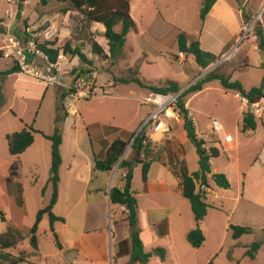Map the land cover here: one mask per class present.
<instances>
[{
	"label": "rangeland",
	"instance_id": "374dc122",
	"mask_svg": "<svg viewBox=\"0 0 264 264\" xmlns=\"http://www.w3.org/2000/svg\"><path fill=\"white\" fill-rule=\"evenodd\" d=\"M39 9L43 8L39 6L38 0H0V20L8 32L15 26L19 37L24 32H29V42H54V48L62 56L57 61L62 70V84L66 86L72 82L67 83L66 77L71 78L72 68L80 64L78 56L62 54L65 42L70 40L72 46H78L92 62V76L102 89H97V95L91 99L72 104V99L65 98L61 103L62 164L59 169L58 199L52 213L64 222L55 224L56 241L49 229L47 216L43 217L36 233L40 255L32 256L33 251L28 243L29 231L37 211L48 205L53 191L48 183L51 142L43 134L52 135L57 116L56 104L60 92L66 88L46 86L25 74L19 81L17 76H8L3 81L0 100V212L5 219L0 217V233L12 227L25 237L18 246L5 252L12 256L21 253L29 256V263L24 264H87L84 260L87 257L86 247L91 243L97 261L104 259L107 264H130L129 257L117 258L115 245L126 210L110 206L107 198L112 187L125 186L124 171L118 169V163L124 158L132 159V141L128 142L124 155L112 172L94 170L91 165L95 161L104 160L106 146L110 141L117 137L128 140V132H135L136 135L141 130L151 143L150 156L158 161L164 160L177 175L184 167L190 173L197 171L198 155L189 141L184 144L182 151L179 150L177 157L168 142L164 145L158 143L160 145L152 149V134L155 137L161 135L160 131H153L146 123V116L152 113L154 107L128 91L133 89L147 96L150 92L140 89L136 84L118 83L114 88H107V82H113L115 77H135L148 85L160 87L166 84L167 80L163 79L170 67L183 73L186 71L189 77L190 84L184 86L186 84L181 82L178 93L213 69L227 77L232 75L231 72L236 75L246 70L242 77L248 85L256 83L260 71L257 67H244L242 56L247 55L250 63L256 64L260 53L251 43L249 35L250 44L236 49L231 57L225 60L222 59L223 56L218 57V61L206 69L196 70L190 67L184 70L187 61L184 53H175L178 50L176 37L178 32L188 38L196 37L200 29L198 2L131 0L130 16L141 35L137 37L135 32H130L126 36L122 57L115 61L113 70H110V58L97 56L92 52L94 41L109 56L102 24L87 25L68 3L49 2L43 16L39 14ZM61 9L68 11L63 13ZM18 13L20 18L16 20ZM257 16L259 21L253 25L252 32L259 25L258 22L264 28V0L254 18ZM118 30L116 26L114 31ZM4 40V35H0V50L6 44ZM142 41L143 45L140 44ZM158 49H164V52H159ZM188 58L193 62L192 55H188ZM106 60L107 64L104 63ZM13 63L10 58H0V71L6 70ZM226 67L232 71L228 72ZM102 90L106 92L102 93ZM16 92L22 95L17 96ZM69 108H74L80 117L77 129ZM186 108L197 135L205 142L206 150L216 148L220 137L224 142L226 134L233 139L240 138L238 147L234 143L230 147L220 144V155L211 160V169L223 174L230 188H219L208 177L212 191L207 195L206 203L209 208L199 223L204 243L195 249L186 241L187 232L194 229L196 224L189 203L182 197L176 184L179 178L174 177L166 165L157 162L150 168L147 181L143 182L141 165L136 164L132 169L130 191L142 196L139 201L141 210L150 207L154 209L151 212H141L142 220L144 224L150 221L158 223L157 231L167 230L168 238L163 243L174 254H168L162 247L167 264H206L209 261L215 264H264V118H254L255 132L250 137H239V128L246 110H242V102L234 97V93L223 90L217 81L207 83L201 92L191 95ZM161 119L165 120L163 117ZM169 120L176 122L174 118ZM213 120L219 121L222 132H212ZM29 125L37 132L33 134L34 143L21 155H10L6 136ZM166 156H170V159ZM13 164L17 165V174L7 183L9 167ZM10 198L15 199V204ZM18 199H22V205L19 206L21 208L16 202ZM230 225L249 227L253 231L235 240L228 229ZM153 233L155 232L152 230L146 232V235L151 237ZM254 243L263 245L254 259L245 257L246 247ZM227 254L232 256V261L227 259ZM0 264L4 263L0 261Z\"/></svg>",
	"mask_w": 264,
	"mask_h": 264
},
{
	"label": "trees",
	"instance_id": "16d2710c",
	"mask_svg": "<svg viewBox=\"0 0 264 264\" xmlns=\"http://www.w3.org/2000/svg\"><path fill=\"white\" fill-rule=\"evenodd\" d=\"M23 0H20L22 2ZM62 2L68 3L76 12H78L83 21L87 25L102 24L104 26V37L107 40L109 49V56H107L96 43L92 42V52L97 56L104 58H110V64L113 65L115 61L122 57V50L126 42V36L130 32L137 33L135 23L130 16V1L131 0H38L39 6L43 9L39 11L40 15H44L45 7L49 2ZM217 0H202L201 8L199 11L200 21H204L206 15L211 10L212 6ZM63 13L68 10L61 9ZM243 17L246 15L243 13ZM118 26V31H114V28ZM253 34L257 37L258 49L262 52L264 49V34L261 27L258 25L254 28ZM0 35H10L23 43H26L31 38L29 32H24L23 36L18 35L17 29H11L8 32L3 21L0 20ZM177 49L180 53L192 55L194 57L195 64L201 69H206L211 64L218 61V57L204 52L199 47L197 40H190L185 34L178 32L176 37ZM37 50L46 55L50 62L55 63L59 57V50L54 48V42L45 41L43 43H36ZM63 55H70L71 57L78 56L80 64L73 67L71 75L72 82L77 79L81 74L92 75V62L82 53L78 46H72L71 41L65 42L62 48ZM0 58L3 57V52L0 51ZM15 73H21L19 67L14 62L12 66L4 71H0V100L2 99V83L10 75ZM212 81H217L222 89L226 91H232L239 94L241 97L248 101V105L257 102L264 94V77L257 87H252L245 91L242 85L237 81H230L229 78L218 73L215 69L208 72L205 76L196 80L187 89H185L176 99L177 112L176 116L183 121V129L186 132L188 141L194 145L196 153L198 155V170L195 172H188L184 167L180 174H176L179 178L178 186L180 188L181 195L189 203L190 210L193 215L196 227L190 230L186 234L187 243L195 249L200 248L204 243V236L199 228V223L204 219L209 208L206 203L207 189L210 188L208 184V177H210L215 186L228 190L230 185L223 174L213 173L211 169L210 161L213 158H217L220 152L217 148L211 147L206 150L204 147V140H202L196 133L193 120L190 118L186 104L191 95L199 93L203 90L204 86ZM115 83H135L140 88L147 89L153 93H159L163 95L177 94L180 91V85L177 82L167 80L164 86H152L147 85L144 82L138 80L135 77L132 78H119L114 79ZM70 91L63 90L60 92L59 101L56 104V118L54 121V131L52 135L43 136L51 142L50 154H51V167L50 177L48 183L52 186V196L47 206L37 211L34 222L29 231L28 243L32 249V256H39L38 241L36 233L39 228V224L44 216H47L49 221V229L52 232L56 241H58L55 234V224L57 222H64L60 217L55 216L52 213L53 206L58 199V182H59V169L62 164L60 147L62 145V121L60 114L62 111V101L67 98ZM255 129L254 116L247 111L243 115L242 131L248 132ZM34 133H37L32 125L22 129L20 132H14L6 136L8 152L12 156L21 155L26 151L34 142ZM129 143L122 141L119 138L114 139L109 145L104 160L95 161L94 170L102 172H112L114 166L119 162L120 158L124 155ZM151 143L146 138L145 134L138 132L131 144L132 159H122L118 163V169L123 170V179L125 186L123 188L112 187L109 192V204L112 207H123L126 210L125 217L123 219L128 227V237L116 244V256L117 258L128 256L130 264H148L153 256H157L160 261L165 259V250L161 247L154 248L151 252H145L143 248V241L141 238V230L138 227V201L134 196V193L130 191V182L132 179V169L134 165H141L142 181L146 182L149 170L153 163L158 162L154 157L150 156ZM17 174V165L13 164L9 167V176L6 178V182L12 181V178ZM175 174V173H174ZM45 189V188H44ZM43 189V191H44ZM10 201L15 204V199L10 198ZM18 207L22 205V199L16 200ZM21 208V207H19ZM0 217L5 218L0 212ZM231 231L233 239H239L243 235L252 233V229L249 227L233 226L228 228ZM25 237L16 229L8 227L3 233H0V261L4 264H24L29 263V256L21 253L17 256H12L5 251L10 250L18 246ZM57 245L59 246L58 242ZM262 243H254L246 247L244 253L245 257L254 259L257 252L261 249ZM228 260H233L231 255L227 254ZM206 264H215L213 261H209Z\"/></svg>",
	"mask_w": 264,
	"mask_h": 264
},
{
	"label": "crops",
	"instance_id": "0c3cea01",
	"mask_svg": "<svg viewBox=\"0 0 264 264\" xmlns=\"http://www.w3.org/2000/svg\"><path fill=\"white\" fill-rule=\"evenodd\" d=\"M195 1H196V3L198 2L199 11H200L202 0H195ZM262 1L263 0H217L214 3V5L212 6V8L209 11V13L206 15L204 21H202V22L200 21V29L197 32L196 37H194V38L192 37V38H189V39L190 40H197L199 42L200 49L202 51H204V52L210 53V54H212V55H214L216 57H221V56H224V55H226V54L231 52L232 54L229 56V57H231L233 54H235L236 49L239 50V48H241L243 46L245 47V46L250 44V42L248 41L249 40V38H248L249 36L244 41H242L240 43H239V39H240V36H241V33H242L244 27H246L250 23L252 18H254V14H255L256 11H258L259 5H260V3ZM243 13L246 15V17H243ZM161 23L164 24L163 21H161ZM258 23H259V26L261 27V29L263 31V34H264L263 26H261L260 22H258ZM135 26H136V24H135ZM136 29H137L136 35L138 37L141 34L138 33L137 26H136ZM252 35H250V38H251V41H252L251 43H253L255 45V49L257 51H259V53H260L259 61L256 64L250 63L248 56L245 55V54H243L242 60H243V66L244 67H253V68L257 67L258 70L260 71V76H259V79L256 81V83H252V84H248L247 85V83L245 82L244 78L242 77V74L246 70H242L241 73H237L235 75V72H231L232 70H229L228 67H226V70H229L228 72H231L232 75H229L228 77L225 76V77L229 78L230 81H232V82H234V81L239 82L242 85V88L245 91L249 90L252 87L259 86L261 81H262V79H263V77H264L263 54L258 49L257 39H255ZM7 36H10V35H4V39H6ZM140 44L143 45V41H142V43L140 42ZM176 49H177V43H176ZM163 50L158 49V51L162 52V53L164 52ZM175 53L178 54L179 53L178 50H176ZM184 55L186 57V61H187L186 63H187V67H188L187 68L186 66H184V70H187L190 67H193V69H196V70H200L201 69L200 67H198L195 64L193 56H192L193 62H191L190 58H188V55L185 54V53H184ZM104 63L107 64L108 60L104 61ZM10 67H8V68H10ZM109 68H110V70H113L114 64L111 65L109 63ZM168 68H167L168 72L165 74V79H163V80H170V81L177 82L180 86H182L181 82H184V84H186L184 86H187V85L190 84V82L188 81L189 77L186 74L187 73L186 71H184V73H183L182 71H177L178 69H176V68H173V69H171L170 67H168ZM10 76H17V81H19L20 78L23 77V74L22 73H15V74H12ZM113 77H115V76H113ZM73 78L74 77H71V78L66 77V80H67L66 82L70 83L73 80ZM115 78L118 79V77H115ZM94 80H95V78H94ZM193 80H195V78ZM117 84L118 83H115L114 81L113 82H107V86L106 87L107 88H109V87L114 88V87H116ZM132 84H135V83H129L127 85H132ZM145 84H147V83H145ZM2 87H3V84H2ZM140 89L147 90V89H143V88H140ZM128 92H129V94L135 96L139 100H142L143 102H145V99L147 97V95L145 93L140 92V91H136V90H133V89H130ZM150 93H152V92H150ZM16 95L20 96V95H22V93L16 92ZM236 95H237V93H234V97L235 98H236ZM39 96H40V94L38 95V97ZM242 110H246L247 111V108H244L243 104H242ZM150 114L151 113H148L146 118H148ZM161 117H163L165 120L162 121ZM161 117L159 118L160 122L162 123L161 130L156 131V132L160 131L161 135L159 137L158 136L155 137L152 134V139H151V141H152V149L153 148H157V145H160V144L164 145L166 142H168V145L170 146L171 150L174 151L175 156L177 157V155L179 153V150L182 151V149L184 147V144L188 142V139L186 137V132L183 129V121L181 119H178L175 114H171L170 112H169V116L168 117H166L164 115L161 116ZM169 118H174L176 120V122H170ZM254 118H255V116H254ZM263 118H264V115L261 118H259V119L263 120ZM166 119H168V120H166ZM242 122H243V119L241 121V126L239 128V137H250L255 132L254 131L255 129L252 130V131L243 132L242 131ZM79 123H80V121H79ZM74 126L77 129L79 124L75 125V123H74ZM24 127L19 129L17 132H20L22 129H24ZM150 128H151V126H150ZM77 133H78V131H77ZM134 134H135V132H133V133L128 132V140L121 139L120 137H117V138H119L122 141L128 143V142H131L133 140V138L135 136ZM47 136H49V135H47ZM239 140H240V138H236V139H233L232 142L225 144L223 142L222 138L220 137L219 138V142L216 144V148L220 152V144H223L226 147H230L233 143H234V145H236L235 147H238L240 145V142H241ZM62 142H63V138H62ZM110 142H112V141H110ZM110 142L106 146L107 149H108L109 145L111 144ZM158 143H160V144H158ZM171 155H172V153L170 154V156ZM170 156H166V157H169V159H170ZM98 161H100V160H98ZM156 163L157 162H155V164ZM158 163H162V164L166 165L168 170H170L169 167H168V163H165L164 160L158 161ZM153 164H152L151 167H153ZM210 164H211V161H210ZM91 168L94 169V163H93V165H91ZM170 171L172 172L174 177L175 176L177 177V175L174 174L175 171H172V170H170ZM213 173H218V172L212 170V174ZM176 184L178 185V180H176ZM162 185H164V183H162ZM211 192L212 191H211L210 188L207 189L206 201H207V195L210 194ZM151 193H153V191H151ZM134 196L136 197V199L138 201V204H139V201L142 198V196L139 195V194H134ZM107 202L109 204V195H108V198H107ZM138 206H139L138 207V227L141 230V238H142V241H143L144 251L145 252H151L154 248H157V247H161L162 248L163 247V248L166 249V252L168 254L171 253V255H174L173 251H171L169 249V247L163 243V241L166 238H168L167 230L165 229L163 231H157L156 228H157L158 223H155L154 221H150V223H148V224L145 223L144 224V222L142 220L141 212H146V211L151 212L154 209L152 207H150V208H144V210H141L140 209V204ZM125 223L124 222L121 223V228H119L118 236L115 239V245L119 241H122V240H124V239H126L128 237L129 231H128V227L126 226ZM152 230L155 233H153V235L151 237H150V235L149 236L146 235V232H152ZM91 245L92 244L89 243L87 245V247H86L87 257L84 258L86 263L87 264H97V263L107 264L106 261H104V259L103 260H98V261L96 260V258L94 256V252L91 249ZM124 257H128V256H124ZM124 257H122V258H124ZM166 261H167V257H166V259H164V261H160L157 257L153 256L150 259V261L148 262V264H167ZM72 264H74V262H72ZM136 264H139V263H136Z\"/></svg>",
	"mask_w": 264,
	"mask_h": 264
},
{
	"label": "built area",
	"instance_id": "2783aa9c",
	"mask_svg": "<svg viewBox=\"0 0 264 264\" xmlns=\"http://www.w3.org/2000/svg\"><path fill=\"white\" fill-rule=\"evenodd\" d=\"M255 20V21H254ZM259 21V16L253 19L250 25L244 27L239 43L244 41L249 35H252V28L256 22ZM255 39L257 37L252 35ZM5 46L0 50L3 52L4 58H10L17 64L22 74L29 75L35 80L43 83L46 86H61L65 87V90L70 91V94L67 96V99H72V104L79 100L91 99L95 95H97L96 90L102 89V87L98 86L95 82L92 75L89 74H81L77 79L69 86L66 84H62V70L60 68V63L57 61L52 63L49 61L48 57L44 55L41 51L37 50L36 45L33 42L21 43L17 38L13 36H7L5 39ZM232 53H228L223 56V60L227 59ZM263 54V62H264V49L262 51ZM62 56H59L58 59H61ZM100 87V88H98ZM106 91L102 90V93ZM181 93L176 95L168 94L163 95L159 93H150L145 102L152 105L154 107L152 113L146 120L151 126L153 131L161 130L162 123L160 122L161 116H169V112L171 114H175L177 112L176 99ZM236 98L242 102L244 107L251 108V114L257 118H261L264 115V94L263 96L255 103L248 105V101L241 97L239 94L236 95ZM72 115L74 116L75 125L79 124L80 117L77 115L74 108L70 109ZM212 132L218 134L223 131V128L219 121L213 120L211 122ZM233 138L231 135L226 134L224 136V142L230 143ZM124 209V208H123Z\"/></svg>",
	"mask_w": 264,
	"mask_h": 264
},
{
	"label": "water",
	"instance_id": "95a60500",
	"mask_svg": "<svg viewBox=\"0 0 264 264\" xmlns=\"http://www.w3.org/2000/svg\"><path fill=\"white\" fill-rule=\"evenodd\" d=\"M19 18H20V13L17 14V16H16L15 19L18 20ZM14 27H15V26H14ZM14 27H13L12 29H14ZM180 93H182V92H180ZM247 112H248V113H251V108H250V107H247ZM137 134H138V133H137ZM137 134H136V135H137ZM136 135L134 136V138L136 137ZM134 138H133V140H134ZM133 140H132V141H133ZM109 192H110V191H109ZM108 195H109V194H108Z\"/></svg>",
	"mask_w": 264,
	"mask_h": 264
}]
</instances>
